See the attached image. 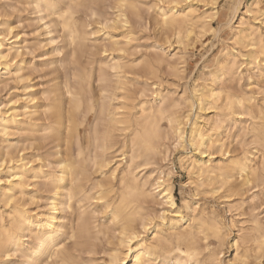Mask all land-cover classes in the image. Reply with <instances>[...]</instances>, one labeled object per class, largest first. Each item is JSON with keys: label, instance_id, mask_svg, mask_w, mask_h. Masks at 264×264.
<instances>
[{"label": "bare ground", "instance_id": "6f19581e", "mask_svg": "<svg viewBox=\"0 0 264 264\" xmlns=\"http://www.w3.org/2000/svg\"><path fill=\"white\" fill-rule=\"evenodd\" d=\"M63 1L29 2L41 14L43 34L47 43L54 45L53 53L57 56L68 48L69 61L75 65L68 76L59 72L63 58L52 60L63 76L57 73L48 87L34 89L29 84L23 57L28 49L25 38L13 31L8 18L0 21V72L25 82L23 97H11L4 107L0 106V264H78V255L68 249L66 241L79 243L80 239L88 252L96 250L95 241L107 234L94 220L98 206L110 214L116 226L108 236L116 242L111 241L113 247L105 264H166L171 260L176 264H199L198 239L209 236L219 241V248L210 249V255L221 261V247L226 244L223 222L215 215L197 212V202L185 200L182 207L178 205L171 169L167 173L160 170L150 184L139 176L138 169L160 154L161 122L166 120L176 138L174 148L189 145L193 149L185 151L179 161L191 175L197 195L221 191L220 197L226 199L264 183V104L253 96L257 91L264 93V87L254 80L257 76L264 82V0L226 2L228 16L224 27L230 29L231 36L223 39L225 46L217 57L215 70L211 69L204 80H195L192 99L181 97L188 103V112L182 113L178 112L181 103L175 98L167 105L171 90H164L160 82L153 87L152 99L133 106L139 112L127 110L130 85L138 82L130 77L131 73L142 74L147 67L154 72L156 67L139 58L123 61L134 36L133 18H143L141 10L147 1L114 0V16L98 19V31H104L110 41L101 53L119 51L124 55L111 64L104 55L96 66L81 60L91 47L88 42L92 33L76 14L88 8L90 16H98L95 5L99 0H67L64 7ZM158 1L163 4H157V24L167 43L174 39L187 48L186 39L206 31L220 39L221 29L211 24L219 14L220 0ZM53 27L64 36L63 47L52 35ZM179 59L180 63L185 62L184 56ZM155 61L160 65L165 59L159 56ZM243 68L251 75L245 94H238L228 83L241 80ZM91 114L94 120L87 130ZM117 131L123 135L118 150L122 157L108 169ZM235 137L243 147L241 155H230L232 143L228 140L234 141ZM248 137L252 148L247 147ZM48 140L52 144L51 156L40 152ZM75 144L79 148L74 154ZM32 149L34 153H30ZM168 152L169 147L164 159ZM95 173L104 177L95 181ZM118 174L116 188L113 179ZM149 197L169 207L159 212L157 221L146 211ZM28 201L36 208L28 207ZM75 203L76 214L69 218L66 214L69 210L74 212ZM235 218L233 215L231 219L233 228ZM257 222L239 228L232 242L236 257L241 255L238 250L242 243L249 239L255 262L264 258V233ZM148 231L153 235L149 239L145 238Z\"/></svg>", "mask_w": 264, "mask_h": 264}, {"label": "rangeland", "instance_id": "374dc122", "mask_svg": "<svg viewBox=\"0 0 264 264\" xmlns=\"http://www.w3.org/2000/svg\"><path fill=\"white\" fill-rule=\"evenodd\" d=\"M52 1L58 2V0ZM144 1L148 2H146V5H144L145 7L143 6L141 10V14L144 19L136 17L133 18L134 36L133 40L128 45L129 47L127 46L128 52L125 55L124 53H120L119 51L113 52L114 54H111L110 51L104 53L105 56H108L106 61L107 63L111 64L112 62L117 60L118 57H123L124 55L126 58L123 61L125 62L143 59L146 60L147 64L153 62L154 66H156L155 69L153 67L154 72H151L150 67H147V69L141 72L142 74H134L130 72V77L134 79V82L135 79H137L138 82L136 81L134 85H130L131 90L129 93L130 98L128 100V111H133L134 113L139 112L138 109L133 108V106H135V104L138 105L141 100L148 101L152 99L153 87L156 85L155 83L160 82L161 87H163L164 90H171V99L168 100L167 105H171V103L173 102L172 98H175L179 104L181 103L180 107L178 108V112H185L186 110H188V103L183 101L181 97L192 99V90L194 88L195 80L197 78H201V80H204L207 76V73L211 69L215 70L217 57L219 56L221 49L225 46V42L223 41V39L227 40L231 36L230 29L224 27V23L226 22L228 16V5L226 4L228 0L219 1V14L212 20L211 23L213 28L217 30L221 29V33H219L220 39L216 38L212 32L206 31L198 34L197 36L192 35V38L186 39L184 44L188 43L187 48L179 45V43H177L174 39L171 40V43L166 42L164 36L165 33L157 24V6L160 3V5H162L163 3L159 2L158 0ZM29 2H31V0H0V21H4L5 17L6 19L8 18L7 20L14 27L13 31L15 33L19 32L20 35L25 38V44L28 46V49L23 53V57L24 60H26L25 62L28 66L26 72L29 75V84L32 85L34 89H41L51 86V84L54 82V77H56L59 72L63 71V74L65 73L70 76L75 69V65L73 67L72 63H70L69 61V56L67 55L68 48H63L62 52L57 56L53 53L52 49L54 45L48 44L47 42L49 41L48 39H46L47 37L45 36V34H43V21L39 17L41 14L35 12L33 10V4ZM67 2V0H64L61 5ZM113 4L114 0H99L95 5L96 8L99 9L98 16H94L95 18L90 16V11L88 8H85V10H88L87 12L84 9H81L76 14L78 17V21L81 24L86 25V29L88 31H91L92 33L90 35L91 41L88 42V47H91L90 49L88 48V53L86 52L81 58L82 62H94V65L96 66L101 60L104 59V55L103 53H101V50L105 45L109 46L110 41L109 36H107L104 31H98L99 25L97 24V21L98 19L100 20V18L104 20L106 17L109 18L114 16ZM53 30L55 31L52 33V35L55 36L54 38L57 39L59 45L61 44L60 46L63 47L66 41L64 36H61V32H59L58 29H55V27H53ZM160 44L162 45V48L159 47ZM159 56H162L165 59V62L160 65L157 64L156 61V64L154 62V60ZM180 56H184V63H180ZM56 57H61L64 61V65L61 68L62 70L60 69L61 71L59 70V72L57 71L58 69L55 68L57 65L55 63H51L52 60H54ZM177 69L179 70L177 71ZM245 71L246 70L243 68V78L241 80L228 83V85L232 87V90L235 93L238 92V94H245L248 89L247 83L249 82V80L247 78L249 75H251V72L246 73ZM63 74L61 73L59 74V76H63ZM258 78L257 76H254V80L257 81L259 85L264 87L263 80L260 81L259 78V82ZM22 84L24 85L25 82H19L17 80H14L13 78L10 79L8 75L3 74L1 71L0 106L4 107V104H6L11 97H23L22 92H24V88ZM96 85L97 83H95V86ZM258 92L259 91L253 93V96L256 97L257 102L260 100L259 103L261 102V104H264V93ZM93 120L94 114H91L88 126L86 127L87 130L91 128ZM161 123L163 126V138L160 141L161 152L151 160V163L149 165H147L146 167L143 166L138 169L139 176H141L145 180H148V183L150 184L154 182V179L156 178L160 170H163L165 171V173H167L169 169H171L172 174L170 180L173 185V195L178 205L182 207L185 200H188L190 202H197V212H205L204 214L208 213L207 215H215L223 222L226 232V244L224 247H221L223 250V253L220 255L221 261H218L215 257H212L210 255V249L219 248V241L215 237L209 236L205 240L198 239L200 253L197 257L200 261L199 264H253L256 260H254L255 252L251 249L250 246L252 245V242L248 241L249 239H247L244 243H242L240 249L238 250L241 254L239 255L240 257L235 256L237 250L235 246L232 245V242L233 238L237 237L241 225L248 228L255 220L259 222H257L259 228L261 229L262 233H264V183L261 182L258 184V186H255L248 191H244L243 193L239 191L240 193L237 192L232 197L226 199L224 197H220L222 196L221 191V194L219 192L210 193L211 191H206L205 193L201 192L200 195H197V192L195 190L196 185L192 183L191 175L189 174L188 170L185 169V165H182L183 163L179 161L180 156L185 154V151H192L193 149L189 145H186L185 148H174L176 138L173 136V133H171V128L169 127L166 120H163ZM81 129V133L83 135L85 133V128L82 127ZM27 134H29V132L25 133L24 135ZM231 139L232 138H229L228 140L232 143L231 145L229 144L230 155H241L243 147L239 143V138L235 137V142L232 141L233 139ZM250 139L251 138L248 137L246 139V143H248ZM122 140L123 135H121V132L117 131L115 137L116 146L114 148V151H112V154H110L111 163L108 166V169L113 165L116 166L120 162V158L122 156L120 155V152L118 150L120 149L119 147ZM43 144L44 145L41 148L40 152L44 155L51 156L50 154L52 144L49 143V140L44 142ZM167 147H169V152L166 159H164L167 154ZM247 147L252 148L254 147V145L248 143ZM78 148V144H75L73 146L74 154L76 153ZM90 149V152H92L91 154H93V143L90 145ZM30 153H34L33 149L30 150ZM216 156L220 157L221 154L217 153ZM51 158H54V156ZM92 171L94 172V170ZM0 175H3V173H1ZM103 177L104 176L100 173L92 174V178L95 181ZM119 178L120 174L117 175L116 179H113V184H115L116 188L119 185ZM42 195L45 196L44 194ZM44 199L45 198L43 197V200L41 201L42 206L45 203ZM159 202L160 201L156 198L149 197L146 199L145 203L146 211H148L151 216L156 217V221L158 220L157 216L159 215V212L163 209L169 208L168 206L163 205ZM27 203V206L31 209L36 208V205L34 203H29V201ZM73 208L74 212H71V210H69L66 214L69 218H72L76 214V203L74 204ZM184 212L186 213L187 210L184 209ZM233 215L237 216V218H235L234 228L233 225H231V219ZM94 220L95 223H97L98 227H100L101 229H106L107 232L105 236H100V239L95 241L96 250L94 252H88L87 246L84 244L83 240L80 241L79 239L78 241L77 239L79 243H76V240L72 239L66 241L68 249L72 251L74 255H78V257L76 255L77 258H75L78 264H105V262L109 258L108 252L110 248L113 247V243H111V241H114V243L116 242V240L108 238V236H111L114 230H116V226L111 221L110 214L107 213L101 206L97 207ZM145 235V238L147 239L153 236L151 234V231H148L147 233H145ZM200 237H203V234H201ZM263 259H261V262L258 261L259 263L255 262L254 264H264ZM13 261H15V259ZM132 263L133 261H129L128 264ZM159 263L160 262H158L157 264ZM166 264L176 263L171 260Z\"/></svg>", "mask_w": 264, "mask_h": 264}]
</instances>
